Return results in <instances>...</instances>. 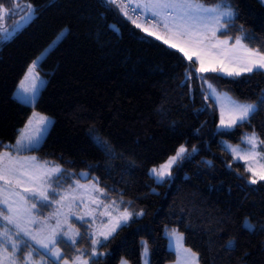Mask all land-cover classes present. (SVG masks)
<instances>
[{
	"label": "trees",
	"instance_id": "16d2710c",
	"mask_svg": "<svg viewBox=\"0 0 264 264\" xmlns=\"http://www.w3.org/2000/svg\"><path fill=\"white\" fill-rule=\"evenodd\" d=\"M24 1L34 5L33 18L9 39L0 31V141L15 145L24 129L39 143L0 151L36 154L66 171L86 170L109 199L122 198L121 208L143 209L98 247L105 253L96 257L100 264H142V239L150 264L173 261L176 252L165 233L171 228L182 233L199 264H264V181L249 182L245 164L233 161L221 142H240L253 129L264 141V104L243 126L218 129L215 102L205 98L200 80L185 76L190 62L137 28L121 7L106 0H18L19 7ZM232 1L233 29L242 35L243 27L248 46H264V3ZM13 5L10 0L5 7ZM21 11L0 16L10 24ZM218 81L240 100L264 99V70L218 75ZM33 84L29 103L24 89ZM41 116L50 122L38 133ZM181 145L197 150L157 183L150 168ZM245 220L254 231L244 228Z\"/></svg>",
	"mask_w": 264,
	"mask_h": 264
},
{
	"label": "snow or ice",
	"instance_id": "6c2138e0",
	"mask_svg": "<svg viewBox=\"0 0 264 264\" xmlns=\"http://www.w3.org/2000/svg\"><path fill=\"white\" fill-rule=\"evenodd\" d=\"M9 2L10 0H0V14L10 13L13 10L5 7V4ZM106 2L121 7V10L129 19L133 14L140 15L142 12L150 14L151 20L147 15L143 18L149 20L153 24V28H145L135 20H133V23L137 28L145 31L148 36H154L157 40H162L169 48L183 53V56L190 62L185 68V76L189 80L195 77V79L207 83L204 76H195V73L222 72L228 76H240L243 73L264 70V46L252 48L245 44L243 41L250 38L247 33H244L242 26L239 28L242 35L236 36L233 44H229L228 39L220 40L217 37V32L221 36H227L229 27L234 24L237 17L230 0H217L212 7L206 6L201 0H119V2L118 0H106ZM28 8L30 14L34 15V8L31 3ZM5 31L7 30L5 29ZM64 31L61 30L57 34L56 40L64 35ZM56 40H53L52 43L55 44ZM41 56H38L29 66L28 74L34 72ZM193 56L199 61V67L195 69V72L192 71L191 64ZM27 78L26 74L25 79ZM34 79L38 80L39 77H34ZM23 84L24 81H21V87H23ZM209 90L211 93L216 92V89L209 83L207 89H202L205 98L210 95ZM24 92L28 94L25 97L26 101L31 103L35 99V84H33L32 89L25 88ZM216 99L220 100L221 97L217 96ZM223 99L227 103L226 105L222 104L221 120L218 126L220 129L243 126L257 111L258 104H264V99H261L258 103H240L227 96ZM225 108L228 113L227 119L224 115ZM31 122L30 119L29 124ZM49 122L48 118L41 116V127L37 129V132L46 131ZM243 141L250 146L244 154H241L238 146L232 147L227 145L226 142L225 148L231 150L233 161L245 160L258 164L259 167L257 168L254 163H248L246 170L252 173L253 177H258L259 180L264 181V163H259L264 160V149L257 151L258 145H264V141L260 140L255 129L252 130L251 135H245ZM38 143V136L25 135V130L21 129L20 138L16 140L15 145H4L3 141H0V146L12 147L19 152L24 148L34 147ZM97 143L102 149H107L106 142L98 140ZM196 150L193 147L189 152L185 146L181 145L175 155L171 156L159 169L153 167L150 175L157 177V183L164 182L166 177L171 176L173 165L187 158ZM48 165L49 162H45L44 165L37 164L35 157L28 158V161H22L7 151L0 153V181L3 182L0 184V205L3 206L0 207V222H3L0 223V264H37L35 259L37 256L41 257L38 264H60L63 254L56 247L57 244L67 245L70 243L75 246L84 238L79 231L71 229V227L68 231H64L59 220H57L54 227L50 228L48 235L44 238H38L37 234H34L28 227L29 224L35 223V220L31 218L34 210L37 209V203H31V206H28L30 200L38 201L41 207H47L48 204L45 202H49L51 197L52 202L55 203L63 204L67 201V206L71 209L77 199L75 195L77 188L83 187L78 185L77 188H73L69 185V189L65 190L72 195V199L69 200L67 195L57 192V189L62 187L58 181L60 176L63 175V169L59 165L51 167H48ZM81 175L84 174L81 173ZM25 176L28 177L27 181L24 179ZM251 183H257V179H251ZM98 184L99 181L93 184V190L106 196L107 193L104 192V189L97 187ZM20 187H23V192L16 190ZM56 196H59L60 199L55 200ZM93 203L99 208L103 201L97 198L93 200ZM115 206V201L105 205L109 211H105L101 215L110 216V210ZM95 211L96 209H93V212ZM56 215H59V212ZM132 215L133 213L125 208L107 231H99V236H96L95 233H89L88 239L92 241L91 253L88 254L86 250L77 249L76 254L71 258V264H100L99 259H96V257L103 256L105 253L98 252L97 247L106 246L104 242L116 232L117 228L126 224ZM136 215H143V213H136ZM78 219L83 222L84 217L81 216ZM67 222V218H65V223ZM101 224H104V222L101 221ZM244 228L254 231V225L248 220H245ZM166 234L179 244L185 260H191L192 264H197V254L192 252L191 249L183 248V235L176 228L169 229ZM30 241L35 243L33 244ZM231 243L230 241L229 244ZM141 246V257L145 259V264H147L148 242L142 241ZM26 249L27 252H25ZM41 249L43 252H41ZM86 255L88 256L87 259L84 258ZM64 264H69V261L65 260ZM121 264H128V261L122 259Z\"/></svg>",
	"mask_w": 264,
	"mask_h": 264
},
{
	"label": "rangeland",
	"instance_id": "374dc122",
	"mask_svg": "<svg viewBox=\"0 0 264 264\" xmlns=\"http://www.w3.org/2000/svg\"><path fill=\"white\" fill-rule=\"evenodd\" d=\"M201 2L204 3L208 7H212L216 4L217 1L212 2V3H207L204 0H201ZM230 3L232 5L233 10L236 12L233 1L230 0ZM29 4H30V2L24 1L23 5H21V7H19L18 0H14V5L12 6L13 9L22 8V11L16 18H14V20H12V22L10 24H5L4 18L0 16V31L2 33V37L4 38V40L11 38L17 31H19L21 28H23L33 18V16L35 15V7L31 3L33 5V8H34V15H32V14H30V10L28 8ZM146 15L149 16V20H151L150 14L142 12L141 16L139 18H137L136 22L140 23L145 28H153V24L150 23L149 20H145L143 18ZM233 26H234V24H233ZM233 26L229 27L228 32H227V36H221L220 33L217 32V37L220 40L228 39L229 44H233L235 42V37L240 36V34L233 29ZM5 29L7 31H5ZM153 30H158V29H153ZM162 34H164V33L162 32ZM152 37H154V36H152ZM160 41H162V40H160ZM192 61L195 63L194 68L195 69L198 68L199 67V61L196 60L195 56L192 57ZM196 74L198 76H201V75L204 76L207 80V83L200 80L201 86H203V89H207V85L209 83L212 84V86L216 89L215 93H211L209 90L210 95L208 97L211 98L217 106V111H218L217 127L220 125L222 104L226 105V103H227L226 100L223 99L225 96L230 97L232 100H235V101L240 102V103H254L251 101L240 100L236 96H234L227 88H221L219 86L218 75H223V76H228V75H226L222 72H216V73L208 72V73H203V74H201V73H196ZM217 96H220L221 99L217 100L216 99ZM224 115H225V119H227L228 113H227L226 108L224 109ZM218 129H220V128H218ZM251 133L252 132L244 133L240 142H233V141H230L226 138H222L221 142H222L224 147H225V142L227 143V145H231L232 147L238 146L239 149L241 150V154H244L250 148V146L247 145L243 141V137L245 135H251ZM261 149H264V145H258L257 151H260ZM6 151L9 152L11 155L18 157L22 161H28V158L35 157L37 164L44 165L45 162H49L48 167H51L54 165H59L62 168V166L59 163L47 161L45 159L43 160L42 158H39L36 154H14V153H11L9 150H1L0 153L6 152ZM228 151L232 155L231 150L229 149ZM173 155H175V154H173ZM173 155H170L164 162H162L158 165L152 166L149 170V173L153 167H156L157 169H159V167L161 165L165 164L168 161V159ZM239 161H242L245 164L246 168H247L248 163H254V162H249V161H245V160H239ZM259 163H264V160H261ZM254 166L257 168L259 167V165L255 164V163H254ZM45 170H47V168H45ZM81 173H83L84 175H81ZM87 178H88V172L86 170L76 172L73 170L66 171L63 169V175L60 176V179L58 181L62 185V187L58 188L57 192H60L62 194L67 195L68 199L71 200L72 195L65 191V190L69 189V185H71L73 188H77L78 185L83 186L82 188H77V192L75 193V195L77 196V199H76L75 203L73 204V206L71 207V209H69V207L67 206V201H65L63 204H59V203L52 202L51 197H50L49 202H45L48 204L47 207H41L38 201H32V200L29 201V205H28L29 207L31 206V203H37V209L34 210L33 217L31 218V219L35 220V223L29 224L28 227L34 234H37L38 238H44L46 235H48L50 228L54 227L57 224V220H59L61 227L64 231H68L69 227H71V229L79 231L84 236V238L75 246H72L70 243L67 245L63 244V243L57 244L56 247L59 248L61 253L63 254V259L60 260V264H64L65 260L69 261V264H71V258L76 254L77 249L86 250V252L88 254H90L92 251V241H91V239H88V234L89 233H95L96 236H99V231H107V229L111 227V224L115 222V219L118 216H120V214L125 210V208L120 207V203L122 202V198L109 199L104 194H102L100 192H95L93 190L92 186H93V184H95V182L97 180L95 178H90V179H87ZM153 178L157 181V177L153 176ZM253 178H256L257 181L259 180L258 177H253L252 173H250V177H249L248 181L251 182V179H253ZM24 179L27 181L28 177L25 176ZM2 183L3 182L0 181V184H2ZM97 187L101 188L99 186V184L97 185ZM16 190L23 192V187H20ZM97 198L99 200L103 201V204L99 208H97V205L95 203H93V200L97 199ZM59 199H60L59 196L55 197V200H59ZM113 201L116 202V206L110 210L111 215L110 216L101 215V213H103L105 211H109V209L106 208L105 205H109ZM0 207H3V206L0 205ZM93 209H96V211L93 212ZM127 210L129 212L133 213V215L130 217L129 220H131L132 218H134L136 216H140V215H136V213H141V212L143 213V209L141 207L127 208ZM57 212H59V215H56ZM81 216L84 217L83 222H81L78 219V217H81ZM65 218H67V221H68L67 223H65ZM93 219L95 221L94 223H93ZM101 221H103L104 224H101ZM0 223H3V222H0ZM90 225H91V227H90ZM105 225H107V227H105ZM44 226H48V227H44ZM168 230L169 229H167L165 231V233ZM178 232L181 233L179 230H178ZM167 237H169V236L167 235ZM100 238L102 239V237H100ZM142 241H146V240L142 239L141 242ZM30 242L33 244L35 243L34 241H30ZM176 244H177V242L174 239H171L169 237V245L177 248ZM37 247H39V246L37 245ZM98 247H97V251L100 252ZM183 247H185V246L183 245ZM148 249H149V246H148ZM25 252H27V249L25 250ZM41 252H43L42 249H41ZM149 257H150V253L148 251L146 259H149ZM84 258L87 259L88 256L86 255ZM35 259H36L37 264H38L41 257L37 256V257H35ZM144 262H145V259H142V264ZM120 264H121V262H120ZM128 264H129V262H128Z\"/></svg>",
	"mask_w": 264,
	"mask_h": 264
},
{
	"label": "crops",
	"instance_id": "0c3cea01",
	"mask_svg": "<svg viewBox=\"0 0 264 264\" xmlns=\"http://www.w3.org/2000/svg\"><path fill=\"white\" fill-rule=\"evenodd\" d=\"M131 19L137 21L136 17L132 16ZM182 244L185 246L183 248L190 249L183 243V241H182ZM176 245H177L176 246L177 248H175L174 246L169 245V237H168V246L176 252V258L173 261L168 262L166 264H192L191 260H185L184 254L181 252L179 244L177 243ZM192 252H194V251H192ZM146 260H147V264H150V257H149V259H146ZM143 264H145V262ZM197 264H199V262H197Z\"/></svg>",
	"mask_w": 264,
	"mask_h": 264
},
{
	"label": "built area",
	"instance_id": "2783aa9c",
	"mask_svg": "<svg viewBox=\"0 0 264 264\" xmlns=\"http://www.w3.org/2000/svg\"><path fill=\"white\" fill-rule=\"evenodd\" d=\"M119 1V0H118ZM134 6V5H133ZM133 15H135V14H133ZM135 16H137V17H139V16H141V13H140V15H135Z\"/></svg>",
	"mask_w": 264,
	"mask_h": 264
}]
</instances>
